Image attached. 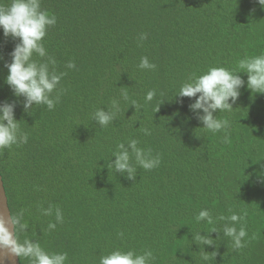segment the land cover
<instances>
[{
	"label": "trees",
	"instance_id": "trees-1",
	"mask_svg": "<svg viewBox=\"0 0 264 264\" xmlns=\"http://www.w3.org/2000/svg\"><path fill=\"white\" fill-rule=\"evenodd\" d=\"M40 3L57 22L43 40L46 56L33 58L51 57L49 69L66 73L51 94L60 96L53 110L41 104L25 112L23 97L14 96L6 65L20 41L0 28V104H16L15 117L28 135L27 143L0 151L12 217L22 212L28 224L16 227L18 239L38 242L49 254L67 253L65 264H100L116 249L150 250L151 264H264V179L258 176L264 172V94L248 89L247 74L239 73L245 86L233 109L214 113L230 126L215 133L190 110L196 98L177 96L190 77L211 67L234 70L241 59L264 54L258 0ZM141 33L147 39L141 41ZM143 57L155 69H141ZM69 62L75 67L67 68ZM149 91L155 95L146 101ZM113 100L120 111L102 127L94 113L108 111ZM132 139L160 157L148 170L129 150L135 179L107 167L118 145ZM50 206L52 215H45ZM205 209L218 230L211 246L194 238L211 231L195 219ZM234 213L245 216L234 225L247 232L241 249L223 234ZM20 262L33 264L23 256Z\"/></svg>",
	"mask_w": 264,
	"mask_h": 264
},
{
	"label": "clouds",
	"instance_id": "clouds-1",
	"mask_svg": "<svg viewBox=\"0 0 264 264\" xmlns=\"http://www.w3.org/2000/svg\"><path fill=\"white\" fill-rule=\"evenodd\" d=\"M258 3L264 7V0H258ZM57 22L55 15L41 10L40 0H11L8 5H0V28L3 29L6 37L11 36L19 39L13 52L11 53L12 62L7 64L8 75L6 83L11 87L15 97H23V108L25 112H31L33 105H46L48 110H53L59 103L60 96L52 97V93L57 89L62 77L66 73H57L55 69H49V64L54 65L55 60L49 57L48 62H39L34 59V55L39 57L46 56V49L43 40L46 37L47 29L54 26ZM139 39H147L146 33H141ZM2 59V57H0ZM75 64L69 62L67 68H74ZM141 69H155L156 65L150 63L147 57L141 58L139 64ZM246 73L247 88L253 93L264 94V54L241 59L238 67L229 70L225 67H211L206 73L190 77L185 82L177 94L178 97L196 98L195 102L189 105L191 111L196 114V118L211 132H219L228 128L227 119H219L214 113L219 110L231 111L233 104L240 96V89L245 86V80L238 75ZM197 94L199 96L197 97ZM124 101L129 100L127 91L122 92ZM155 93L149 91L146 94V101H151ZM231 101V103H230ZM182 102V101H181ZM136 105V101H131ZM15 103L5 102L0 104V151L11 149L13 145L27 143L28 135L23 132L19 126V120L15 117ZM160 108V107H159ZM120 111L119 101L113 100L108 111L104 108L98 109L93 116L100 126L106 127L112 122ZM159 111V109H158ZM157 111V112H158ZM145 134H150L148 129H144ZM138 141L132 139L127 146L121 143L118 145L120 151L113 154L115 161H109L107 167L114 168L115 172L127 173L129 179H135L136 168L131 162L130 151L134 154L136 163L144 169H153L160 164V157L151 156L149 149L147 154L141 148L137 147ZM258 176L264 179V172L258 173ZM45 215H52L53 209L50 206L43 210ZM246 215V214H245ZM55 216L58 222L63 221V214L59 208L55 209ZM245 216L232 214L227 218L230 224H225L223 234L230 237L235 249L244 247L242 242L247 236L243 226L239 230L234 226L236 223H243ZM199 223L206 221L211 227L210 232L202 235L201 232L195 233V240L200 245H213V232H218L214 226V218L210 212L201 210L195 217ZM219 219H225L219 217ZM9 222L12 228L9 227ZM19 227L21 230H27L28 224L23 222V213H18L10 220L0 216V249H7L12 255L30 258L33 264H65L67 253H47L38 242L30 239H24L22 242L15 235L14 229ZM56 224L50 223L49 230L55 229ZM123 235V233H120ZM154 259L150 250L143 254H137L133 250L127 252L116 249L108 255L100 258V264H151ZM204 259H208L205 255Z\"/></svg>",
	"mask_w": 264,
	"mask_h": 264
},
{
	"label": "water",
	"instance_id": "water-1",
	"mask_svg": "<svg viewBox=\"0 0 264 264\" xmlns=\"http://www.w3.org/2000/svg\"><path fill=\"white\" fill-rule=\"evenodd\" d=\"M0 216L10 220L12 218V212L9 205V198L5 188L3 176L0 172ZM10 229L12 228L9 222ZM16 235V228L14 229ZM0 264H21L20 256L12 255L7 249H0Z\"/></svg>",
	"mask_w": 264,
	"mask_h": 264
}]
</instances>
